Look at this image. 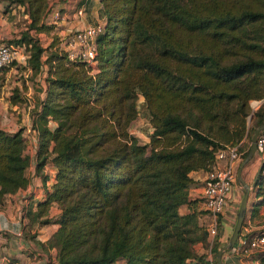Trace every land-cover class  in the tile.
Wrapping results in <instances>:
<instances>
[{"label":"trees","instance_id":"obj_1","mask_svg":"<svg viewBox=\"0 0 264 264\" xmlns=\"http://www.w3.org/2000/svg\"><path fill=\"white\" fill-rule=\"evenodd\" d=\"M99 3L104 24L95 65L69 61L58 46L46 60L45 96L30 127L33 171L45 195L34 214L45 215L52 201L59 214L40 245L55 250V264H208L195 250L209 241L199 199L188 196L189 174L205 172L218 149L264 121V8L236 11L222 0ZM11 4L24 6L29 22L9 42L40 70L42 48L29 30L59 40L57 27L44 21L46 0H0L2 12ZM138 96L154 127L148 154L118 113L125 112L124 123L132 119ZM252 100L261 103L247 125ZM24 148L21 129H0V203L28 182ZM47 163L53 175L44 171ZM218 232L219 225L212 253ZM255 258L264 264V253Z\"/></svg>","mask_w":264,"mask_h":264},{"label":"crops","instance_id":"obj_2","mask_svg":"<svg viewBox=\"0 0 264 264\" xmlns=\"http://www.w3.org/2000/svg\"><path fill=\"white\" fill-rule=\"evenodd\" d=\"M75 1L74 8H67L63 0L57 1L56 8L59 9L60 16L55 25L58 35H65L69 31L92 24L97 15L101 16L100 10L97 11L96 9L95 11L92 2H88L87 13L82 19H76L74 9L82 3V0ZM0 8H2L1 5ZM260 103L261 100H252L249 105L257 109ZM5 120H7V116L0 109V129L11 132L3 123ZM29 130L31 133L28 135L24 136L22 134L27 143L24 152L28 155L30 161L25 171L28 182L24 189L3 196L0 203V264H55V250L40 244L47 242L58 227L53 221L56 218V202H51L45 215L38 216V218L35 216L34 212L37 204L43 201L45 195L40 179L34 175L33 171L36 140L31 128L26 131ZM239 166L240 163L236 165V168L238 169ZM189 176L193 182L188 190V196L191 199H199L196 208L202 210L200 199L205 172L201 170L193 171ZM241 178L249 186L243 225L252 234L264 230V154L262 157L257 154L253 155L252 159L241 167ZM234 197L232 201L228 200L231 203L226 207L227 214L223 216L224 221L219 228V239L223 238L227 230L226 221L231 216V208H233L235 202ZM178 211L183 214L187 212V208L180 207ZM57 212H59V209ZM201 216L199 220H201ZM43 218L50 221L41 224L40 221ZM195 250L198 254H204L206 262H208V256L211 253L208 249L203 251L199 245H196ZM222 262L223 264H259L257 260L239 254L235 249L225 251L222 255Z\"/></svg>","mask_w":264,"mask_h":264},{"label":"rangeland","instance_id":"obj_3","mask_svg":"<svg viewBox=\"0 0 264 264\" xmlns=\"http://www.w3.org/2000/svg\"><path fill=\"white\" fill-rule=\"evenodd\" d=\"M57 1H62V0H46V4H47L46 14L49 12V10H51V8L56 7ZM63 1H64V4L67 6V8H72V7L74 8L76 4L75 0H63ZM257 2H264V0H257ZM221 5L226 8L236 10V11L243 9V7L245 6H251L253 8L259 7L261 9L264 8V4L262 3L257 4L256 1L254 0H222ZM87 9L85 11V14L87 13ZM96 9L97 7H95V11ZM5 10L6 11L4 12V17H5L4 31L7 35L6 39L7 40L16 39L20 34H22L27 29L29 20H28L26 9L24 6L11 4V5H8L7 8H5ZM98 10L99 9H97V11ZM44 21H46V15L44 17ZM28 33L30 37L37 39L39 45L42 48V51L39 57L40 65H41L40 70L39 69L37 71L31 70L26 60H24L22 63H20L16 67H11L7 69L2 75H0V107H1L0 109L3 110L5 115L7 116V120H5L3 123L5 124L6 127H8L11 130V132L10 131L9 132L6 131V132L14 133L18 129H21L22 134L24 136L31 133L30 130L29 131H26V130L28 128L30 129L32 119L35 116V112L38 111V107L45 96L46 75L48 74L47 71L49 69V66L46 60L47 58H49L51 53H53V51L58 50L57 46L59 48V43H60L59 41L60 36H59V40L57 44V40L48 31L38 32L34 30H29ZM184 37L185 35L182 34L181 38L183 39ZM128 104L129 102L128 103L125 102L124 107L126 108ZM118 113L120 115V120L122 123V127H124V131L129 136L134 137L138 144L144 145L145 153L148 154L152 146V133H153L154 127L151 122V112L145 100H143L142 97H139V96L136 97V99L134 100V116L127 123H124V120H125L124 113L125 112H122V113L118 112ZM54 125L55 124L53 122L49 123L50 127H54ZM254 128L255 126H253L250 132H248L247 137L244 140L243 139L240 140L241 143L243 142L241 149L242 150L246 149V152L248 150L249 143H250V136ZM181 143H183V141H181ZM25 145H27V143ZM243 158L244 156L241 158V160L238 163H241ZM251 159L252 157L250 158V160ZM236 170L237 168L235 169V174H236ZM44 171L47 173H50V175H53V173H55V169L50 165V163L46 164V168H44ZM51 181H52V176H51ZM244 183L247 184L245 181ZM248 192H249V189H248ZM243 193H244V188L239 183H236V180L234 177V183L232 187L230 188L229 194L227 195V201L228 200L232 201L233 197L235 196L234 197L235 202H234L233 208H231L232 209L231 216L229 217V220L226 221L227 223L226 225H228L227 230L223 238H220L221 240L220 239L217 240V243H220L218 248L221 246L223 242H225L229 238L232 232V229H233V226L236 220L239 202L241 200ZM247 197H248V194H247ZM227 201H226L224 212L222 216H220V220L218 224L219 228L223 224V221H224L223 216L227 214L226 207L227 205L231 203ZM55 206H56V218H57L59 214V212H57L58 205L56 204ZM205 222H206V219L204 217H202L201 220H199V223H201L202 225H204ZM242 226L245 227V225H243V222H242L241 227ZM257 232L258 231L254 233H257ZM218 238L219 236L217 235V239ZM196 245H199L201 249H203V251L206 250L207 248L205 246L206 245L205 241L202 243L196 244ZM211 245H212V242H211ZM215 252L214 253L211 252L212 260L214 261V262L212 261V264H216L215 263ZM204 260L206 261L205 255H204ZM114 264H123V260H117Z\"/></svg>","mask_w":264,"mask_h":264},{"label":"built area","instance_id":"obj_4","mask_svg":"<svg viewBox=\"0 0 264 264\" xmlns=\"http://www.w3.org/2000/svg\"><path fill=\"white\" fill-rule=\"evenodd\" d=\"M88 2L100 10L99 0H82L81 6L74 9V17L82 19L88 6ZM12 12V11H11ZM60 14L56 7L51 8L46 14V22L55 25ZM4 13L0 8V72L5 68H11L12 63L20 64L26 59V53L22 46L15 45L6 39L4 31ZM103 18L96 16V20L87 26L69 31L60 36L59 49H61L69 61H81L87 65L94 66L96 63V38L103 30ZM56 26V25H55ZM264 75V68H263ZM256 110L250 107V115L246 118L249 125L251 113ZM242 143L234 146H224L218 149L213 156V160L205 171L202 184L201 206L204 211L206 222L204 223L208 234V250L210 251L211 242L217 234L220 216H222L227 195L234 183L236 164L240 161L243 150H240ZM255 149L257 155L262 157L264 154V129L258 132L255 138ZM201 217V218H202ZM264 230L250 234L247 227H241L234 246L239 254L248 256L254 260L259 253H264ZM256 255V256H255ZM258 261V260H257ZM208 264H212L211 253L208 256Z\"/></svg>","mask_w":264,"mask_h":264},{"label":"water","instance_id":"obj_5","mask_svg":"<svg viewBox=\"0 0 264 264\" xmlns=\"http://www.w3.org/2000/svg\"><path fill=\"white\" fill-rule=\"evenodd\" d=\"M262 129H264V121L253 129L252 134L250 136V143H249L247 153L245 157L243 158V160L241 161L239 168L236 170V174H235L236 183H239L244 188V193L239 202L236 220H235L232 232L229 238L225 242H223L221 246L215 252V263L216 264H223L222 262L223 253L227 250H230L234 246L236 239L238 237V234H239V231H240L243 219H244L247 194H248V189H249V186L245 184L241 178V167L245 165L253 155L257 154L256 149H255V138L258 132L261 131Z\"/></svg>","mask_w":264,"mask_h":264}]
</instances>
